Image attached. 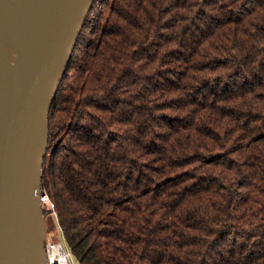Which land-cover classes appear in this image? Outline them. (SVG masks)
Listing matches in <instances>:
<instances>
[{
  "label": "trees",
  "instance_id": "1",
  "mask_svg": "<svg viewBox=\"0 0 264 264\" xmlns=\"http://www.w3.org/2000/svg\"><path fill=\"white\" fill-rule=\"evenodd\" d=\"M42 187L78 264H264V0H93Z\"/></svg>",
  "mask_w": 264,
  "mask_h": 264
},
{
  "label": "water",
  "instance_id": "2",
  "mask_svg": "<svg viewBox=\"0 0 264 264\" xmlns=\"http://www.w3.org/2000/svg\"><path fill=\"white\" fill-rule=\"evenodd\" d=\"M0 0V264H46L42 162L49 113L93 0Z\"/></svg>",
  "mask_w": 264,
  "mask_h": 264
},
{
  "label": "built area",
  "instance_id": "3",
  "mask_svg": "<svg viewBox=\"0 0 264 264\" xmlns=\"http://www.w3.org/2000/svg\"><path fill=\"white\" fill-rule=\"evenodd\" d=\"M40 201L43 210L51 212L55 216L57 221L55 203L51 199L47 190L43 187L41 188L40 192ZM56 224V228L60 230L62 238L54 239L51 237L49 240H47L45 234L46 264H74L73 256L65 243L64 235L58 221Z\"/></svg>",
  "mask_w": 264,
  "mask_h": 264
},
{
  "label": "bare ground",
  "instance_id": "4",
  "mask_svg": "<svg viewBox=\"0 0 264 264\" xmlns=\"http://www.w3.org/2000/svg\"><path fill=\"white\" fill-rule=\"evenodd\" d=\"M14 0H8V15L6 16V43L8 45V50L10 53V56L13 58L14 56V31L16 27V18L15 14H13L14 11V5H13Z\"/></svg>",
  "mask_w": 264,
  "mask_h": 264
},
{
  "label": "rangeland",
  "instance_id": "5",
  "mask_svg": "<svg viewBox=\"0 0 264 264\" xmlns=\"http://www.w3.org/2000/svg\"><path fill=\"white\" fill-rule=\"evenodd\" d=\"M57 221H56L55 216L51 212L46 213V215L44 216V226H45V234H46L47 240H49L51 237L54 239H61L62 238V236L60 234V230H58L56 228ZM74 264H78V263L76 261H74Z\"/></svg>",
  "mask_w": 264,
  "mask_h": 264
}]
</instances>
